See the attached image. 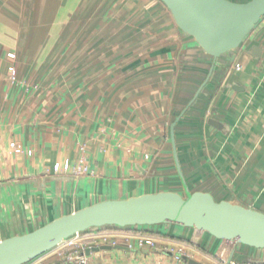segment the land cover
<instances>
[{
  "label": "crops",
  "instance_id": "0c3cea01",
  "mask_svg": "<svg viewBox=\"0 0 264 264\" xmlns=\"http://www.w3.org/2000/svg\"><path fill=\"white\" fill-rule=\"evenodd\" d=\"M180 116L190 190L264 213V19L215 61L161 0H0V242L102 202L184 196L171 140ZM65 161L88 173L56 174ZM103 232L116 244L101 246L124 249L95 262L164 264L202 238L209 252L264 264L263 252L190 229Z\"/></svg>",
  "mask_w": 264,
  "mask_h": 264
},
{
  "label": "water",
  "instance_id": "95a60500",
  "mask_svg": "<svg viewBox=\"0 0 264 264\" xmlns=\"http://www.w3.org/2000/svg\"><path fill=\"white\" fill-rule=\"evenodd\" d=\"M161 1L171 12L178 28L193 38L215 61L240 49L264 19V0L247 3L230 0ZM251 53L258 57L261 50L253 47ZM181 118L171 127V140L184 196L160 193L87 207L58 218L30 234L0 242V264H29L77 235L162 226L195 230L237 247L264 251V213L227 201L217 202L211 194L190 190L175 137V128ZM114 249L124 248L93 247L85 254L91 257L94 253ZM235 254L236 251H233L229 262L233 261ZM183 260L187 264H202L186 256Z\"/></svg>",
  "mask_w": 264,
  "mask_h": 264
},
{
  "label": "built area",
  "instance_id": "2783aa9c",
  "mask_svg": "<svg viewBox=\"0 0 264 264\" xmlns=\"http://www.w3.org/2000/svg\"><path fill=\"white\" fill-rule=\"evenodd\" d=\"M11 59H14L15 56L11 55ZM242 66L238 63L236 64L235 70L240 71ZM9 78L12 82H17V72L16 68H9ZM10 147L14 150L18 149L15 143L11 144ZM54 172L56 174H73V175H86L88 173V167L84 165L73 166L69 161H65L62 164H57L54 167ZM115 238L114 235L98 231L85 235H77L76 237L64 242L56 249L46 253L45 255L35 259L29 264H108L106 262H95L88 257L85 252L87 249L93 247H100L101 245H114L116 244L113 240ZM145 244L150 247L155 246V242L153 239H146ZM263 252L264 251H259ZM174 256L173 264H187L184 262V255L180 252L172 251ZM264 259V256H263ZM224 264H235L232 262H223ZM114 264V263H113Z\"/></svg>",
  "mask_w": 264,
  "mask_h": 264
},
{
  "label": "rangeland",
  "instance_id": "374dc122",
  "mask_svg": "<svg viewBox=\"0 0 264 264\" xmlns=\"http://www.w3.org/2000/svg\"><path fill=\"white\" fill-rule=\"evenodd\" d=\"M85 166V165H84ZM74 176H84V175H74ZM194 245L191 244H177L176 249L173 251L180 252L186 257L190 259L196 260L200 262V260L205 264H224L223 262L229 263L231 249L218 250L217 252H209L205 249L204 239L195 238L193 240ZM193 244V243H192ZM242 256V255H240ZM160 256H158L159 259ZM172 259V258H171ZM171 259L166 258V260H162L164 264H168ZM247 260L243 257H238L237 260L233 259L235 264H246ZM201 263V262H200ZM230 264V263H229Z\"/></svg>",
  "mask_w": 264,
  "mask_h": 264
}]
</instances>
